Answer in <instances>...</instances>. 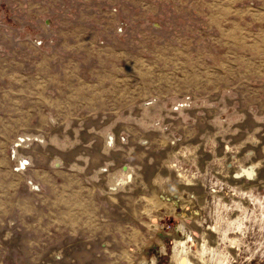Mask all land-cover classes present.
Masks as SVG:
<instances>
[{
    "label": "rangeland",
    "instance_id": "obj_1",
    "mask_svg": "<svg viewBox=\"0 0 264 264\" xmlns=\"http://www.w3.org/2000/svg\"><path fill=\"white\" fill-rule=\"evenodd\" d=\"M184 258L264 264V0H0V264Z\"/></svg>",
    "mask_w": 264,
    "mask_h": 264
},
{
    "label": "bare ground",
    "instance_id": "obj_2",
    "mask_svg": "<svg viewBox=\"0 0 264 264\" xmlns=\"http://www.w3.org/2000/svg\"><path fill=\"white\" fill-rule=\"evenodd\" d=\"M206 247V246H205ZM205 247L203 248V251L205 252ZM203 252V253H204ZM203 255V254H202ZM204 259V258H203ZM176 262V261H175ZM190 262L186 259V258H184V259H178L177 260V262H176V264H189Z\"/></svg>",
    "mask_w": 264,
    "mask_h": 264
}]
</instances>
